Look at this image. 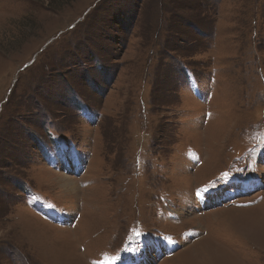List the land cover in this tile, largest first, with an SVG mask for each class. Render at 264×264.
I'll list each match as a JSON object with an SVG mask.
<instances>
[{"label": "rangeland", "instance_id": "obj_1", "mask_svg": "<svg viewBox=\"0 0 264 264\" xmlns=\"http://www.w3.org/2000/svg\"><path fill=\"white\" fill-rule=\"evenodd\" d=\"M0 264H264V0H0Z\"/></svg>", "mask_w": 264, "mask_h": 264}, {"label": "bare ground", "instance_id": "obj_2", "mask_svg": "<svg viewBox=\"0 0 264 264\" xmlns=\"http://www.w3.org/2000/svg\"><path fill=\"white\" fill-rule=\"evenodd\" d=\"M50 171V170H49ZM67 181V182H66ZM69 181L70 180H68V178H64V181H63V187L64 188H67V189H69V188H72V186H73V184H69ZM70 190V189H69ZM65 191V190H64ZM72 191V190H71ZM72 193V192H71ZM35 218V217H34Z\"/></svg>", "mask_w": 264, "mask_h": 264}]
</instances>
